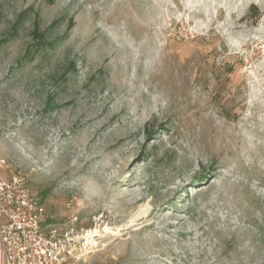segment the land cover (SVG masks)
<instances>
[{
	"label": "rangeland",
	"instance_id": "rangeland-1",
	"mask_svg": "<svg viewBox=\"0 0 264 264\" xmlns=\"http://www.w3.org/2000/svg\"><path fill=\"white\" fill-rule=\"evenodd\" d=\"M0 158L80 264H264V0H0Z\"/></svg>",
	"mask_w": 264,
	"mask_h": 264
},
{
	"label": "built area",
	"instance_id": "built-area-1",
	"mask_svg": "<svg viewBox=\"0 0 264 264\" xmlns=\"http://www.w3.org/2000/svg\"><path fill=\"white\" fill-rule=\"evenodd\" d=\"M43 208L22 174L7 175L0 158V264H80L73 228L46 231ZM82 252V250H81Z\"/></svg>",
	"mask_w": 264,
	"mask_h": 264
},
{
	"label": "trees",
	"instance_id": "trees-1",
	"mask_svg": "<svg viewBox=\"0 0 264 264\" xmlns=\"http://www.w3.org/2000/svg\"><path fill=\"white\" fill-rule=\"evenodd\" d=\"M34 36L37 37V44L38 45H53V42H46L43 40V33L39 32L37 28H34L33 30Z\"/></svg>",
	"mask_w": 264,
	"mask_h": 264
},
{
	"label": "bare ground",
	"instance_id": "bare-ground-1",
	"mask_svg": "<svg viewBox=\"0 0 264 264\" xmlns=\"http://www.w3.org/2000/svg\"><path fill=\"white\" fill-rule=\"evenodd\" d=\"M97 232V230L95 229V230H92V236H96V235H98V233H96Z\"/></svg>",
	"mask_w": 264,
	"mask_h": 264
}]
</instances>
